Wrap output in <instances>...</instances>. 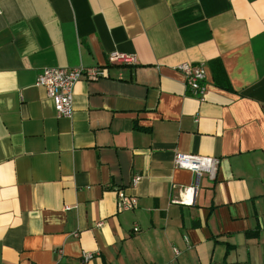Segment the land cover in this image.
I'll return each mask as SVG.
<instances>
[{
  "label": "crops",
  "instance_id": "1",
  "mask_svg": "<svg viewBox=\"0 0 264 264\" xmlns=\"http://www.w3.org/2000/svg\"><path fill=\"white\" fill-rule=\"evenodd\" d=\"M80 66L108 76L58 117L37 78ZM177 153L221 164L197 184ZM0 264H264V0H0Z\"/></svg>",
  "mask_w": 264,
  "mask_h": 264
},
{
  "label": "built area",
  "instance_id": "2",
  "mask_svg": "<svg viewBox=\"0 0 264 264\" xmlns=\"http://www.w3.org/2000/svg\"><path fill=\"white\" fill-rule=\"evenodd\" d=\"M108 60L112 64H118L126 67H135L138 65V58L133 54H126L119 51L110 53ZM185 78L187 89L193 97L204 100L207 94V71L202 64H193L185 62L178 67ZM107 70L101 67H54L45 68L39 74L36 86L44 88L47 96L54 102L58 117L72 119L74 114V87L80 80L97 81L107 77ZM221 160L213 157H202L192 154L177 153L174 159V165L178 169L188 170L197 178V184L203 174H209L212 179L215 177L217 169L220 167ZM141 177L136 176L133 179L135 186ZM197 185L182 189V197L174 199L173 203L192 206L196 194ZM118 212L133 211L136 209L137 198L128 195L125 190L118 192ZM69 210V207H66ZM99 223L98 226H101ZM135 231H138L135 228ZM75 237L78 234L74 235ZM178 256L179 251H175ZM94 258L91 253L84 254V261L89 262Z\"/></svg>",
  "mask_w": 264,
  "mask_h": 264
},
{
  "label": "trees",
  "instance_id": "3",
  "mask_svg": "<svg viewBox=\"0 0 264 264\" xmlns=\"http://www.w3.org/2000/svg\"><path fill=\"white\" fill-rule=\"evenodd\" d=\"M250 236L253 235L252 233L249 234Z\"/></svg>",
  "mask_w": 264,
  "mask_h": 264
}]
</instances>
